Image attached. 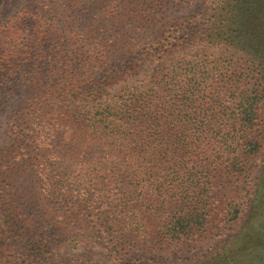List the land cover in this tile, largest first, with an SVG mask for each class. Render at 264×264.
Instances as JSON below:
<instances>
[{
    "label": "trees",
    "instance_id": "1",
    "mask_svg": "<svg viewBox=\"0 0 264 264\" xmlns=\"http://www.w3.org/2000/svg\"><path fill=\"white\" fill-rule=\"evenodd\" d=\"M19 1L0 0L1 101L5 103L9 93L17 90L9 68L29 65L33 70L31 87L44 96L42 101L32 102L30 114L19 116V120L26 124L31 117L39 118L47 105L57 109L55 116H63L61 106L69 97L84 103L72 117L63 119L74 118L85 136L82 149L97 146L107 162L101 172H115L119 182L114 177L110 186L105 189L103 185L100 194L92 198L65 196L68 210L63 221L56 215L54 202L58 198L51 197L49 203L29 198L20 175L24 165H35L39 178L48 183L45 156L50 150L31 151L33 133L14 130L13 144L0 145V264H80L78 259L61 256L62 239L81 236L87 242L96 238V230L106 252L119 264L129 262L124 253L133 250V235L123 230L130 223L133 230L180 246L186 241L198 242L213 229L216 212L238 220L232 207L217 211L214 190L226 184L223 173L248 174L250 160L264 149V0H222L212 5L202 14L200 32L210 40L208 44H222L224 53L170 66L164 62L165 54L187 42L182 40L190 37L194 22L176 34L168 32V44L154 45L146 59L129 52L127 59L112 63L107 49L101 52L100 43L96 57L84 43L58 49L63 37L54 21L47 23L48 17L58 18V12L71 19V24L73 18L81 24L91 22L94 11L109 0H29L30 18L11 17L8 12ZM174 3L118 1L130 25L138 29L157 27L161 22L157 15ZM86 30L87 38L99 34L95 25ZM111 46L119 52L125 48L115 43ZM77 55L78 66L72 59ZM148 61L155 69L143 90L134 89L120 104H108L95 112L89 108V103L107 101L115 87L138 78ZM262 183L258 192L246 194L245 199L256 208L255 219L244 235V240L253 238L255 245L249 252L241 247L235 253L237 261L245 263L247 258L246 264H264ZM101 199L109 209L95 211L93 200ZM121 209H130L133 218L114 223L111 216ZM233 262L237 263L230 259L228 264Z\"/></svg>",
    "mask_w": 264,
    "mask_h": 264
},
{
    "label": "rangeland",
    "instance_id": "2",
    "mask_svg": "<svg viewBox=\"0 0 264 264\" xmlns=\"http://www.w3.org/2000/svg\"><path fill=\"white\" fill-rule=\"evenodd\" d=\"M118 1L109 0L105 7H99L98 10L94 11V15L89 19L91 22L87 21L84 24H81L76 18H73L74 22L71 24V19L64 18L58 11V13H55L58 18L48 17L47 23L54 21L53 25L57 33L63 37V40L59 41L58 49L61 47L70 49L74 42L84 43L86 50H91L92 57H96L99 52L97 44L100 43L101 52L105 49L109 52L110 62L117 59H127L129 52H132L136 57L141 55L143 59H146L148 56L146 53L154 45L159 42L168 44V41L165 40L168 32L176 34L179 29L186 28L191 22H194L189 32L190 37L187 40H182L187 42H183L184 45L180 48L171 49L170 52L166 53L164 62L170 66L181 60L217 58L224 53L225 48L222 44H217V41L215 44H208L207 42L210 40L200 32L201 25L204 23L201 21L202 14L206 13L212 5L219 4L222 0H175V5L166 8L157 15V19L161 21L157 27L144 29L133 28L130 25L128 18L125 16L126 12L118 4ZM31 8L29 0H21L8 12V15L30 18L32 16L30 13ZM195 16L198 18L196 19ZM93 20L99 22L95 23ZM1 24L2 22H0V32ZM92 25L98 28L99 34L91 39L87 38L86 29L91 28ZM111 43L125 48L121 52L116 51ZM78 57L79 55L72 58L74 65L77 66ZM47 62L45 60L44 64ZM149 62L145 64V68L138 78L115 87L110 92L107 101L89 103V108L95 112L105 108L108 104H120L129 97L130 93L134 92V89L143 90L155 69L154 63ZM9 69V77L13 80V85L17 90L15 93H9V99L5 103L0 99V145L9 146L13 144L14 130L18 129L28 134L33 133L32 147L29 146L28 148L31 151L50 150L51 153L47 155L48 158L45 156L48 162L46 166L50 174L48 183L44 182V178H39V169L35 165H24L25 168H22L20 175L23 189L28 192L29 198H36L44 203L52 201L51 197L58 198L56 202L53 201L56 207V215L57 218L64 221L66 215L64 217L63 215L68 210L67 203L63 202L65 196L89 195L92 198L100 194L103 185L106 189L109 183L112 184L114 177L116 179L118 175L110 171L101 172L104 168L103 164L107 163L105 156L99 153L98 147L95 145H89L90 150H83L85 136L82 127L74 122V118L70 121L63 119L65 115L72 117L79 107L85 105L84 103L69 97L66 103L61 106L63 110L60 113H63V116L62 114L55 116L57 109L47 105L45 106V113L40 115L39 118L31 117L26 124L24 121L19 120V116L30 114V104L42 101L44 94L33 90L31 87L33 70L29 65L24 64L19 69L13 67L12 70ZM80 70L81 73L84 72L83 68H80ZM262 132V141L264 142V124ZM23 157H25L24 154ZM54 163L57 164L53 165ZM250 165V171L245 176L223 173L222 177L226 184L214 190L217 211L232 207V211L236 209L239 214L238 220L231 221L223 215L219 216L220 214L216 212L213 229L211 228L203 236L200 235L202 237L198 242L186 241L184 245L180 246L177 243L172 244L156 240L149 237L146 232L133 230V223H130L123 230L128 236L133 235L131 237V240H134L131 241L133 250L124 253L128 255L125 261L129 262L119 264H228L230 259L237 262H233L234 264H246L247 258H244L245 263L237 261L238 258L235 253L241 247L248 249L247 252H249V248L251 249L255 245L253 238L244 240L245 230L256 216V208L245 199L246 194L253 195V193L258 192V185L263 184L264 149L250 160ZM95 177H98L96 182ZM118 182L117 178L116 183ZM43 183L47 184L44 186ZM238 188L240 191H238ZM32 189L36 190L33 194H30ZM115 189H118V186H115ZM116 192L120 193L119 190ZM123 194H125L124 191ZM118 199H121V196ZM93 201L95 211L100 208L109 209L108 204L103 199L99 202ZM232 201H236L237 204L233 205ZM131 213L133 212L130 209H121L120 212L111 216V220L117 223L115 221L117 219L133 218ZM97 231H95L96 238L87 242L86 238L81 236L78 238L64 237L62 244L59 246L61 256L78 259L81 262L80 264H117L100 243L101 238H99Z\"/></svg>",
    "mask_w": 264,
    "mask_h": 264
}]
</instances>
